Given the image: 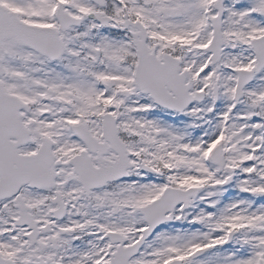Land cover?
Here are the masks:
<instances>
[{
  "label": "snow or ice",
  "instance_id": "obj_1",
  "mask_svg": "<svg viewBox=\"0 0 264 264\" xmlns=\"http://www.w3.org/2000/svg\"><path fill=\"white\" fill-rule=\"evenodd\" d=\"M0 264H264V0H0Z\"/></svg>",
  "mask_w": 264,
  "mask_h": 264
}]
</instances>
